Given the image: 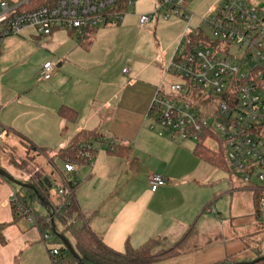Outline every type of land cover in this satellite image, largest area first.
Returning <instances> with one entry per match:
<instances>
[{"label":"crops","instance_id":"crops-1","mask_svg":"<svg viewBox=\"0 0 264 264\" xmlns=\"http://www.w3.org/2000/svg\"><path fill=\"white\" fill-rule=\"evenodd\" d=\"M10 1L40 6L32 0ZM171 18L170 25L182 24ZM161 22L156 19L155 29ZM120 23L121 30L113 31L118 37L131 24L126 19ZM185 30L156 46L152 56L132 51L123 61L118 56L112 59L117 40L107 29L60 30L50 36L28 30L5 39L0 47V87L16 83L21 88L7 97L1 92L0 107L1 98L5 106L0 128L7 132L5 137L12 135L22 144L24 137L42 152L48 151L46 159L54 166L55 157L60 159L57 153L76 134L85 130L100 133L102 139L92 144L90 158L76 164L74 173L65 172L61 159L63 168L55 166V170L62 179L57 187L65 180L77 182L74 201L83 221L112 250L123 253L127 244L139 248L151 239L162 242L163 248L184 241L180 256L155 264H219L237 255L249 261L253 257L247 242L252 238L245 237L256 234L259 225L264 227L256 217L254 194L235 179H229L228 191L221 190L216 179L220 169L197 157L195 146L192 150L180 147L174 134L169 137L168 129L155 126L158 123L149 117L157 88L171 80H167L165 67ZM16 37H27L24 43L30 51L14 48L8 40ZM37 57L45 64H55L51 78L41 79L43 84L37 73L40 65H32ZM62 106L77 112L75 122L59 117ZM37 133L46 137L41 140ZM57 135L62 148L49 151ZM109 142L129 147V156L110 155ZM39 172L46 176L43 168ZM153 175L167 180L156 192L150 186ZM56 191L50 189L55 205L59 204ZM15 192L12 183L0 182V224L7 225L3 234L9 239L6 246L0 243V264H13L23 245L37 244L42 238L38 228L20 221L24 218L14 222L10 203Z\"/></svg>","mask_w":264,"mask_h":264},{"label":"built area","instance_id":"built-area-1","mask_svg":"<svg viewBox=\"0 0 264 264\" xmlns=\"http://www.w3.org/2000/svg\"><path fill=\"white\" fill-rule=\"evenodd\" d=\"M121 1L49 0L31 7L28 1L2 0L0 47L5 39L28 30L50 36L60 30L85 31L119 24L126 14L119 10ZM161 3V7L172 4V12L187 21V27L165 69L172 80L157 88L149 117L178 138L196 145L203 141L210 149V143L216 144L244 187L253 194H264L260 185L264 183V0H228L210 17L200 19L197 27L185 10L187 0ZM151 18L141 16L140 26L148 25ZM229 45L238 46L236 54L229 53ZM54 69L55 64L47 62L41 77L49 80ZM6 134L0 128V139ZM90 156L89 152L80 154L82 159ZM64 170L74 173L76 168L67 161ZM166 184L161 175L150 178L153 192ZM76 186L75 180L58 185L56 207L60 211L74 199ZM16 201L14 194L11 203L29 224L37 226L39 219L33 209ZM258 211V220H264V197L258 202ZM50 222H45L44 243L55 239ZM49 255L52 264H64L59 248L49 250Z\"/></svg>","mask_w":264,"mask_h":264},{"label":"rangeland","instance_id":"rangeland-1","mask_svg":"<svg viewBox=\"0 0 264 264\" xmlns=\"http://www.w3.org/2000/svg\"><path fill=\"white\" fill-rule=\"evenodd\" d=\"M10 1V0H7ZM131 4L127 8V12L124 16V20H129L130 25L128 27H125L124 30H122V33L120 32V37H118V33H113L115 30H121L120 28L123 26V23H120L119 26L116 25H109L108 28H102L99 27L96 30L103 31L105 29L110 30L112 32V35H114L113 38L117 40L116 46L112 55V59L117 60V56L119 57L118 60L123 61L125 58H130L132 51L136 52V54L140 56H152L155 52L156 46L159 44H166L169 42L172 37H174L178 31H180V28L182 29L180 32L182 33L184 29L187 27V21L182 20L179 16L175 15L172 12V4H167L164 7H161L163 2H168L170 0H130ZM228 0H187V5L185 6V10L188 11L193 17H195L193 21V26H199L200 25V19L208 18L211 16L212 12L219 9L220 7L224 6ZM13 2V1H10ZM151 15V23L145 26H140L139 19L141 16ZM179 19L182 24L178 25H170L169 21L172 20V18ZM160 19L164 24L161 22L158 28L155 29L154 22L156 19ZM171 18V19H170ZM168 21V22H167ZM123 22V20H122ZM30 31V30H29ZM28 31V33H29ZM32 32V30L30 31ZM117 34V35H116ZM116 36V37H115ZM27 37L20 38L16 37L13 39H9L8 41H12L13 47L21 48V51H27L30 49V47L24 43ZM105 43V40H104ZM103 43V44H104ZM109 44V42H108ZM42 46L41 44H39ZM229 53L236 54L238 51L237 45H229L228 46ZM30 51V50H28ZM240 54V52H238ZM52 63V62H51ZM36 64H39L40 67L37 69V73H41L42 68L44 67L45 63L44 61H41L37 57L36 59L32 60V65L36 66ZM166 69V67H165ZM36 73V74H37ZM42 77L39 75V81L41 84H43V81L41 80ZM172 80L171 77H169L167 80ZM21 88L20 85L16 83H10L8 87L2 88L0 87V94L2 92L3 97H7L8 95L13 94L14 92H17ZM1 105L0 112L4 111V104L3 99L1 98ZM27 111L28 109L22 108V111ZM33 116L38 118V111L33 109ZM160 124H155V126ZM160 127H162L160 125ZM169 137L173 136V132L170 130H167ZM36 137L43 140L46 136L43 133H37L35 135ZM175 138V137H174ZM17 138L13 137L12 135H9L7 137L0 139V168L4 169L11 177H13L16 181L19 182H26L29 180L32 174L36 173L37 171H42V168L45 172L44 176L45 178H48L52 184V191H56L57 184L62 180L61 177L57 175V172L55 170V166L62 169L63 168V162L55 157V166L49 162L48 159H46V154L48 151L45 152H30L31 156H34L35 158L33 160H28L27 165L21 166L27 159V151L28 147L20 143L16 140ZM56 142L52 144L49 149V151L57 152L62 147H59L61 144V137L60 135H57V138L55 139ZM175 142L183 148H188L189 150H192L194 146H196L195 142L184 140L181 138L176 137ZM43 147V146H42ZM49 147V146H48ZM213 150H217L218 147L214 143H210V146ZM53 172L55 174H53ZM219 176L217 179V184L219 187H221V190L228 191L229 190V179L230 175L223 169H220L217 171ZM235 182L237 185H241L244 187V184L240 181L239 178H235ZM260 185L264 186V183H260ZM230 197L227 196L226 199H229ZM238 204V202H237ZM34 208L36 210H41V204L35 203ZM21 219V218H20ZM20 221L25 222L26 225L29 224L27 220L21 219ZM259 224L263 225L264 220L261 219ZM29 226H31L29 224ZM35 228L36 226L33 225ZM56 227L57 232L60 233L63 231V225L59 220H56ZM37 228V227H36ZM257 232L259 233L257 235L258 240L264 239V230L257 228ZM47 233V231H42L41 235ZM2 236L3 246H6L9 243V239L4 236ZM42 237V236H41ZM65 238L69 240V243L74 245V239L71 237L69 233L65 234ZM60 248L59 244L55 239L49 240L47 243H44L42 238L41 241L34 245H29L26 247L25 245L22 246L21 253H18L15 255L13 264H52L49 250L52 248ZM173 248V247H172ZM171 248H163L162 242L157 245L156 250L157 251H167ZM251 257H254V254H250Z\"/></svg>","mask_w":264,"mask_h":264},{"label":"trees","instance_id":"trees-1","mask_svg":"<svg viewBox=\"0 0 264 264\" xmlns=\"http://www.w3.org/2000/svg\"><path fill=\"white\" fill-rule=\"evenodd\" d=\"M32 1H37V5H43L47 3V0ZM127 1L128 0H122L120 2L121 6L119 7V10L125 13L128 8ZM94 30L96 29H87L83 32ZM58 115L61 119L66 120L68 122H75L77 119V112L66 106H62L58 110ZM101 139L102 136L97 130L82 131L72 138L68 146L61 149L57 153L58 157L63 162L66 163L67 161H69L74 165L79 164L83 161H87L88 159H82L80 157V154L82 152H89L92 154V144ZM22 142L26 147H28L27 159L23 164H21V166L23 167L27 165L28 160H33L35 158L34 156L30 155V152L40 153L43 150L39 149L32 141L24 137L22 138ZM107 152L110 155L116 157L126 158L129 156L130 148L122 144L109 142ZM194 153L201 160L208 162L214 167L225 170L230 175L231 180L238 178L236 172H234L230 167V164L228 163L226 155L222 149L217 151L212 150L208 148L203 141H200L195 146ZM44 179V175L41 172L37 171L36 173L31 175L27 182L34 185L39 195L49 203L47 209L44 208L37 195L33 191L25 188H19L14 185L16 189L15 195L17 197L16 202L33 209L35 215L39 219L36 227L40 230V232L46 231L48 229V226L45 225V222L50 219L48 213H53L55 227L56 220H59L61 222V224L63 225V231L59 234L63 235L64 237L66 233H69L71 235V237L74 239V245L71 244V246L77 255V258L71 255L66 250L59 237L55 236V240L60 246V256L63 259L64 264H155L158 262L177 258L183 253L182 244L184 243V241L175 245L170 250L157 251L156 248L157 245H159L160 241L154 239L147 241L139 248H133L127 244L123 253H119L112 250L83 221L80 214V210L77 204L75 203L74 199H71L70 204L66 205V208L61 211L56 207V205L50 199V189L47 187V184L45 183ZM0 182L11 183L10 181L6 180L1 176ZM73 190H75V188ZM262 197H264L263 193L258 191L254 193L257 218L259 217L258 202ZM37 202L41 204L42 212L34 208V204ZM11 209L14 215V222H16L20 218H23V216L18 212L17 205L15 203H11ZM65 211L67 212L66 216L63 215V212ZM50 224L52 226L51 222ZM6 226L7 225L5 224H0V243L2 245L3 241L1 239V235L3 234V231L5 230ZM259 228L264 230V227H260V225ZM258 234L259 233L257 232L256 234L250 237H245L246 239L252 238L250 242H247V250L251 251V253L254 254V257L249 261L264 257V239L258 240V238H256ZM245 262H247L246 259H242L237 255L228 257L226 260L219 264H242ZM256 264H264V260Z\"/></svg>","mask_w":264,"mask_h":264},{"label":"water","instance_id":"water-1","mask_svg":"<svg viewBox=\"0 0 264 264\" xmlns=\"http://www.w3.org/2000/svg\"><path fill=\"white\" fill-rule=\"evenodd\" d=\"M0 176L5 178L6 180L10 181L13 185H15L16 187H19V188H25V189H29L31 191H33L38 199L40 200L41 204L44 206L45 209L48 208L49 206V203L44 199L42 198L37 189L35 188L34 185L28 183V182H19V181H16L13 177H11L4 169L0 168ZM45 183L47 184V187L49 189L52 188V184L51 182L49 181L48 178H45L44 179ZM49 214V217H50V220H51V223H52V232L53 234L56 236V237H59V239L62 241L63 245L65 246L66 250L71 254L73 255L75 258H77V255L74 251V249L72 248L71 244L68 242V240L61 234H59L56 230V227H55V223H54V215L53 213H48ZM264 260V257H261L259 259H256V260H253V261H247L245 263H242V264H256V263H259L260 261Z\"/></svg>","mask_w":264,"mask_h":264}]
</instances>
